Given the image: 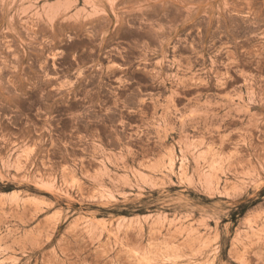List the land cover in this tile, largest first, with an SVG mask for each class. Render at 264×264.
Instances as JSON below:
<instances>
[{"label":"rangeland","instance_id":"rangeland-1","mask_svg":"<svg viewBox=\"0 0 264 264\" xmlns=\"http://www.w3.org/2000/svg\"><path fill=\"white\" fill-rule=\"evenodd\" d=\"M0 264H264V0H0Z\"/></svg>","mask_w":264,"mask_h":264}]
</instances>
